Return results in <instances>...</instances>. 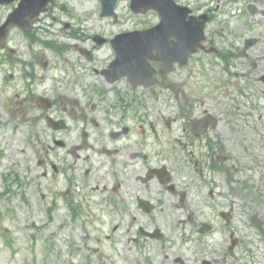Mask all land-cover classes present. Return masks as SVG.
<instances>
[{"label": "rangeland", "instance_id": "374dc122", "mask_svg": "<svg viewBox=\"0 0 264 264\" xmlns=\"http://www.w3.org/2000/svg\"><path fill=\"white\" fill-rule=\"evenodd\" d=\"M188 1L180 0L182 4L188 3ZM201 1L205 2V0ZM233 1L214 0L215 6L216 4L221 6L218 14L221 16L220 19L242 20V18H247L244 7L249 0H242L238 3ZM128 3L129 0H118V21L114 23L112 19L100 17L101 4L99 0H57V5L47 16L42 18L36 30L30 33L31 36L27 37L14 29L10 32L8 48L0 51V92H3L0 97V264H174L176 257H182V255L189 258L188 264H196L195 261L198 260H195L192 254L194 252L200 254L201 245L200 260L221 261L225 255V258L231 261L228 251L231 233H234L240 242L245 243L244 247L236 248L235 257L240 258L245 255L247 250H251L253 255L249 259L264 264V254L262 253L264 243L248 228V225L245 226L241 223L246 222L248 210L254 209L252 201L249 204L245 202L243 206H240L237 201L228 199L222 201L223 206L219 211H216L215 207L209 208L208 204L199 203L198 188L194 184L184 188L185 184L181 183L179 187L181 192L176 191L172 194V201L164 203L169 207V204L174 202L175 208L171 209L166 217L160 216L156 220L159 228L166 233V246L156 241H146V239H142L140 245L128 240L127 228L135 234L139 228L150 229L149 222L144 220V217L140 219V222H131V219L128 218L125 222L124 219H117L114 220L112 226L108 225L109 219L103 218L99 221H103L107 225L105 223L103 225L93 224L94 227L99 228V231H92L89 228L85 232L80 224H68L66 220L63 222L65 216L61 215L63 211L58 208H53L56 220L51 221L48 218L46 210L50 208L54 196L56 197L61 191L55 192V190L64 184L60 182L61 176H53V164L57 166L61 161L70 164L73 159L67 152L52 149L54 145L51 139H56L60 134L50 131L41 121H34L33 118L26 119L25 110L21 112L24 107L22 99L25 101L27 94L26 87L36 79L37 95L47 94L49 98H57L61 95L69 100L73 99L76 92L71 91L67 86L71 79L63 75L64 71L70 73L72 67L67 62L63 63L59 58V51L57 54L47 44L55 43L62 50L68 48L67 50L75 52V45L92 48L94 44L91 38L95 35L110 39L115 34L150 28L157 23L158 17L154 12H148L146 15H134L128 12ZM10 11L7 7L0 8V24L7 18ZM68 23L72 27L66 28ZM228 38L229 42L233 40L231 35ZM96 54L95 66L97 69L102 68L113 59V53L109 47H103L96 51ZM68 56V61L71 64L77 55L68 52ZM209 59L212 58L205 57L201 63L197 59L193 66H190V70H182L174 79L178 81L175 82L176 84H181L182 89L188 92L190 97L187 96V98L191 102L189 104L193 105L190 109H194L195 112L207 109L208 112L223 120L225 130L228 122L232 121V116L227 115L229 112H233L236 97L231 86L229 90L227 85L226 87L222 86L219 82V80L227 79L228 76L222 74L221 67L216 65L218 61L215 59L211 63ZM242 61L238 59L236 62ZM29 73L34 76H28ZM92 73L80 74V79H82L80 82H87L86 76L92 75ZM56 74L59 76L58 83L60 82V84L57 83L54 89L52 80L54 77L56 78ZM43 78L45 80H42ZM102 80L99 77L94 78L96 84L100 83L97 87L101 84L105 85ZM107 98L104 107L115 102L112 94ZM142 100L143 107L140 111L142 119L159 123V130H166V122L159 121L160 117H164L166 120L167 117L180 115L182 100L171 98L166 91L157 99L148 96L142 97ZM239 103H245V101L239 99ZM189 104H185V107L188 108ZM241 111L245 112V109L242 108ZM37 114L39 111L36 109L27 113V115ZM225 118H227L226 121ZM181 121V124L184 125L182 118ZM241 131L245 140H248L249 134L245 124H242ZM173 133L178 134L176 125L173 126ZM220 134L222 140L225 141V134L222 132ZM72 136L73 134H70L66 137ZM161 142L163 147H160L159 150L166 147L168 139H162ZM224 145L228 152L232 151L229 143H224ZM73 164L75 165V162ZM79 166L84 165L81 163ZM131 172L134 171L131 170ZM183 178V176L179 177L180 181ZM80 183L83 185V181ZM219 189L227 191L225 187ZM72 190V197L76 200H88L89 205L101 203L98 194L92 196L83 194L87 190L84 186L77 188L81 191L80 195L77 194L75 188ZM125 191L124 196L142 194V185L134 183ZM183 195L185 198L181 202L180 197ZM57 199L63 203V199ZM210 202L211 200L208 199V203ZM230 203L235 205L233 206V219L228 222L231 225L222 235L223 240L217 231V234L211 239V244L209 238H205L201 244L195 233L196 228L202 223H208L214 224L219 230L224 226L219 212L229 209ZM179 220L183 222L180 230L177 226H173ZM62 223L66 226L69 225L68 228L61 233L55 232L57 225ZM41 226H46V232L40 233L30 228H40ZM115 228L117 229L114 230ZM1 230L8 236L7 240L1 235ZM67 230L74 232V236L69 237L68 242L65 240L68 238ZM106 234L111 235L112 240L106 238L104 236ZM136 235L138 236V234ZM181 237H196L197 241L183 247L178 243V239ZM48 241L54 243L51 248L46 246ZM70 244L78 247V250L71 252ZM186 250L187 252H185ZM86 256L89 259L85 260Z\"/></svg>", "mask_w": 264, "mask_h": 264}, {"label": "flooded vegetation", "instance_id": "af4514ba", "mask_svg": "<svg viewBox=\"0 0 264 264\" xmlns=\"http://www.w3.org/2000/svg\"><path fill=\"white\" fill-rule=\"evenodd\" d=\"M196 6L199 5L197 4ZM253 20H250L248 24L242 23L234 26L233 36L235 40L242 41L241 47L246 40H256V44L247 51L245 57L241 58L243 61L237 63V66L230 62L234 57L233 54L228 50L224 51L219 40L217 42L222 50H220L219 59L223 64V71L229 74L230 68L236 70V72H233L236 79H232V82L227 83V85H232L236 98L242 97L246 99L244 107L246 108V117L251 135L250 146L247 143L243 144L244 142L242 141V135L238 126L227 135L228 138H232V155L235 158H233L231 166L235 175L243 173L246 170V167L241 162L245 159L247 152L246 157L250 164L254 165L259 160L264 161V19H257L255 24H253ZM224 30L225 28H221L218 34L222 36L226 33ZM230 49L234 51L233 47ZM238 56L237 54V58ZM237 109L239 110V107ZM238 116L240 115L234 114L235 121H237ZM197 132L201 143L205 142L207 144V153L201 155L198 161H195L194 166L200 170L201 175L203 171L210 170V172H214L218 167L221 169V149L219 150L215 147L220 141L216 139V143L214 144L216 131L208 127ZM186 135L187 138H190V147H192L196 143V134L186 131ZM190 156V161L194 160L191 151ZM253 167L255 168L254 170L258 168L256 165ZM84 177L88 180L89 172H85ZM260 177L264 180V175H260ZM247 178L252 179V176H247ZM103 185L106 186L105 193L109 195L120 194L126 187L123 182H108L105 179H103ZM87 187L92 189V191L98 188L96 184H90V182H87ZM107 201L112 206V215L116 216L117 214L119 217L130 216L133 203H128L129 201L133 202L132 197L126 198L121 196L117 200L116 198L114 200L110 198Z\"/></svg>", "mask_w": 264, "mask_h": 264}, {"label": "water", "instance_id": "95a60500", "mask_svg": "<svg viewBox=\"0 0 264 264\" xmlns=\"http://www.w3.org/2000/svg\"><path fill=\"white\" fill-rule=\"evenodd\" d=\"M39 0H25L21 3L18 10L14 12V14L10 18L11 24H17L22 29H25L27 25H30L33 21V18L41 11L42 7H44L45 4L43 2L45 0H40L41 2L38 3ZM107 3V0H105ZM24 4V5H23ZM164 24L160 27L159 30H154L150 32L151 38L143 45L142 50L140 51L141 54L143 53H149L154 46L157 44L163 48V53H167V50L155 39L157 37L164 38L168 30H171L174 36H176V39L178 40L176 43V47L174 48V51H181L183 52V59H185L187 52L184 53L185 49V34L187 32L185 26L182 25V28H180L179 22H177V13L176 10H174L171 6L167 7V10L164 12ZM182 23V21H181ZM6 29V27H5ZM201 29L196 28V36H200Z\"/></svg>", "mask_w": 264, "mask_h": 264}]
</instances>
